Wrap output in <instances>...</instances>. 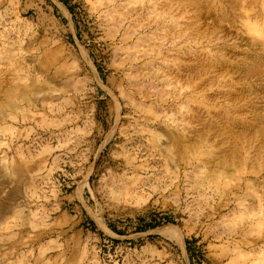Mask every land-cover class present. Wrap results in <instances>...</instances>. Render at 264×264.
<instances>
[{"label":"rangeland","instance_id":"374dc122","mask_svg":"<svg viewBox=\"0 0 264 264\" xmlns=\"http://www.w3.org/2000/svg\"><path fill=\"white\" fill-rule=\"evenodd\" d=\"M0 264H264V0H0Z\"/></svg>","mask_w":264,"mask_h":264},{"label":"bare ground","instance_id":"6f19581e","mask_svg":"<svg viewBox=\"0 0 264 264\" xmlns=\"http://www.w3.org/2000/svg\"><path fill=\"white\" fill-rule=\"evenodd\" d=\"M184 1H185V0H184ZM198 1H199V0H198ZM176 3H177V2H176ZM188 3H189V2H188ZM198 3H199V2H198ZM183 4H185V3L183 2ZM192 4H193V3H192ZM195 4H196V3H195ZM194 7H195V6H194ZM194 7H193V8H194ZM200 9H201V7H200ZM215 67H216V66H215ZM253 110H254V109H253ZM248 124H249V123H248ZM223 127H224V126H223ZM232 127H233V126H232ZM236 128H237V127H236ZM202 129H203V128H202ZM224 129H225V128H224ZM237 129H238V128H237ZM226 130H227V129H226ZM227 131H228V130H227ZM230 131H231V130H230ZM230 131H229V132H230ZM221 132H222V131H221ZM231 132H232V131H231ZM253 132H254V129H253ZM196 133H197V132H196ZM252 134H253V133H252ZM260 134H261V133H260ZM189 135H190V134H189ZM195 136H197V135H195ZM238 136H239V135H238ZM249 136H252V135H249ZM202 137H203V136H202ZM233 137H235V136H232V138H233ZM188 138H189V137H188ZM188 138H187V139H188ZM190 138H191V137H190ZM227 138H228V137H227ZM253 138H254V137H253ZM180 139H181V138H180ZM182 139H183V138H182ZM186 141H187V140H186ZM191 141H192V140H191ZM197 141H198V140H197ZM218 141H219V140H218ZM218 141H216V142H218ZM224 141H225V140H224ZM175 142H176V141H175ZM219 142H220V141H219ZM169 143H170V142H169ZM191 143H192V142H191ZM194 143H195V142H194ZM234 143H235V142H234ZM171 144H172V143H171ZM177 144H178V141H177ZM184 144H185V142H184ZM186 144H187V143H186ZM197 144H198V143H197ZM182 146H183V145H182ZM185 146H186V145H185ZM235 146H236V145H235ZM173 147H174V146H173ZM188 147H189V146H188ZM191 147H192V146H191ZM231 148H232V147H231ZM236 148H237V147H236ZM175 149H176V148H175ZM177 149H178V148H177ZM189 149H190V148H189ZM191 149H192V148H191ZM181 150H182V149H181ZM183 151H184V150H183ZM190 151H191V150H190ZM221 151H222V150H220V152H221ZM232 153H233V152H232ZM178 154H179V153H178ZM215 154H216V153H215ZM218 154H219V153H217V155H218ZM175 155H176V154H175ZM221 155H222V154H221ZM230 155H231V154H230ZM236 155H237V154H236ZM223 156H224V155H223ZM223 156H222L221 158H223ZM227 156H228V155H227ZM227 156H226V157H227ZM181 157H183V156H181ZM218 157H219V156H218ZM218 157H217V158H218ZM219 158H220V157H219ZM221 158H220V159H221ZM228 158H229V157H228ZM235 158H236V157H235ZM230 159H231V158H230ZM214 160H215V158H214ZM224 160H225V158H224ZM222 161H223V160H222ZM236 161H237V160H236ZM212 162H213V158H212ZM229 162H230V160H229ZM208 163H210V160H209ZM220 164H221V163H220ZM228 164H229V163H228ZM234 164H235V163H234ZM210 165H211V164H210ZM229 165H230V164H229ZM219 166H220V165H219ZM229 168H230V167H229ZM229 168H228V169H229ZM231 169H232V167H231ZM229 172H230V171H229ZM214 173H215V172H214ZM17 175H20V177L22 178L21 174H17ZM20 177H18V178H20ZM18 178H17V179H18ZM18 180H19V179H18Z\"/></svg>","mask_w":264,"mask_h":264}]
</instances>
